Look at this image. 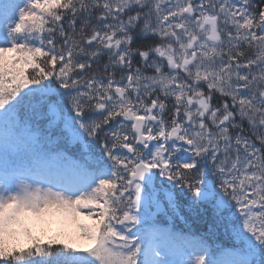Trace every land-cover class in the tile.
<instances>
[{
    "label": "snow or ice",
    "instance_id": "snow-or-ice-1",
    "mask_svg": "<svg viewBox=\"0 0 264 264\" xmlns=\"http://www.w3.org/2000/svg\"><path fill=\"white\" fill-rule=\"evenodd\" d=\"M0 264H264V0H0Z\"/></svg>",
    "mask_w": 264,
    "mask_h": 264
},
{
    "label": "trees",
    "instance_id": "trees-1",
    "mask_svg": "<svg viewBox=\"0 0 264 264\" xmlns=\"http://www.w3.org/2000/svg\"><path fill=\"white\" fill-rule=\"evenodd\" d=\"M105 60H106V58H105ZM149 74H151V72H149ZM186 201H182V203H185ZM193 228L194 229H199L200 228V226L199 225H193ZM202 230V229H201Z\"/></svg>",
    "mask_w": 264,
    "mask_h": 264
},
{
    "label": "rangeland",
    "instance_id": "rangeland-1",
    "mask_svg": "<svg viewBox=\"0 0 264 264\" xmlns=\"http://www.w3.org/2000/svg\"><path fill=\"white\" fill-rule=\"evenodd\" d=\"M56 227H57V225L53 224L52 225V230L54 231ZM49 234H51V232Z\"/></svg>",
    "mask_w": 264,
    "mask_h": 264
}]
</instances>
